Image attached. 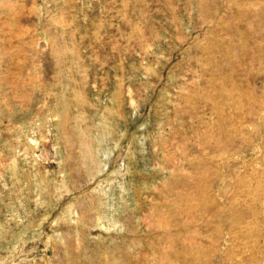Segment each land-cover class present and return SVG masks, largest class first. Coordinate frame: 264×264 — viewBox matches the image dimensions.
<instances>
[{
  "label": "rangeland",
  "instance_id": "rangeland-1",
  "mask_svg": "<svg viewBox=\"0 0 264 264\" xmlns=\"http://www.w3.org/2000/svg\"><path fill=\"white\" fill-rule=\"evenodd\" d=\"M0 264H264V0H0Z\"/></svg>",
  "mask_w": 264,
  "mask_h": 264
}]
</instances>
